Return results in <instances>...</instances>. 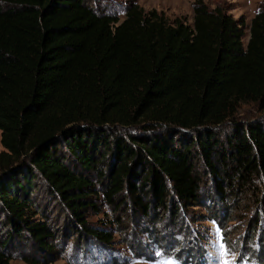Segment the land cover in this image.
Returning a JSON list of instances; mask_svg holds the SVG:
<instances>
[{"label": "trees", "instance_id": "1", "mask_svg": "<svg viewBox=\"0 0 264 264\" xmlns=\"http://www.w3.org/2000/svg\"><path fill=\"white\" fill-rule=\"evenodd\" d=\"M247 102L264 104V0L248 25L201 0L191 25L135 4L118 22L84 0H0V264L12 234L51 250L53 234L25 218L35 179L80 237L102 244L111 236L81 212L96 194L91 173L107 206L154 223L201 206L197 157L219 202L257 184L264 206V123L235 125L226 147L211 131ZM188 256L169 258L206 264L202 252Z\"/></svg>", "mask_w": 264, "mask_h": 264}, {"label": "rangeland", "instance_id": "2", "mask_svg": "<svg viewBox=\"0 0 264 264\" xmlns=\"http://www.w3.org/2000/svg\"><path fill=\"white\" fill-rule=\"evenodd\" d=\"M97 14L115 17L121 22L128 4H135L144 12L154 10L171 24L174 20L191 25L192 4L195 0H84ZM209 9H220L233 20L239 17L245 25L260 9L262 0H201ZM242 43L247 40L246 30ZM250 122L264 123V104L240 103L232 118L211 128L213 137L221 147H226L227 139L233 133L235 125ZM137 128L129 133L139 134ZM190 136V132H179ZM1 151V147H0ZM214 166L217 155H213ZM108 163L112 161L107 154ZM107 163V164H108ZM138 172V168H135ZM194 175L199 181V207L181 211L172 221L164 214L154 223L149 218L127 209H116L104 202L100 185L94 174H88L93 190L88 206L82 216L88 228L107 233L111 240L107 244L80 237L76 232L77 224L70 219L69 213L61 202L50 194L47 186L39 179L32 183L28 196L29 204L25 218L32 223L44 224L53 234L47 239L50 251H39L28 240L10 235L3 253L8 256L7 264H169L173 254L179 258L203 253L206 264H264V206L258 201L257 184L254 188L244 187L233 191L227 206L219 202L213 190V180L201 158H194ZM220 179L222 176L220 175ZM128 206V202H127ZM5 218L0 213V234L2 239L9 233L4 226ZM221 245L223 247L221 248ZM25 259L27 261H25ZM173 264H177L173 262Z\"/></svg>", "mask_w": 264, "mask_h": 264}, {"label": "snow or ice", "instance_id": "3", "mask_svg": "<svg viewBox=\"0 0 264 264\" xmlns=\"http://www.w3.org/2000/svg\"><path fill=\"white\" fill-rule=\"evenodd\" d=\"M223 247V245H221V248ZM169 264H173V262H169ZM221 264H229L228 261H222Z\"/></svg>", "mask_w": 264, "mask_h": 264}]
</instances>
